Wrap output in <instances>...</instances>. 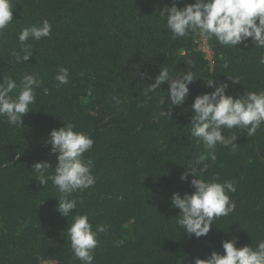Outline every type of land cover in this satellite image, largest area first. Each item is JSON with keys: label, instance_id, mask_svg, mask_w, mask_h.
Returning <instances> with one entry per match:
<instances>
[{"label": "trees", "instance_id": "trees-1", "mask_svg": "<svg viewBox=\"0 0 264 264\" xmlns=\"http://www.w3.org/2000/svg\"><path fill=\"white\" fill-rule=\"evenodd\" d=\"M13 20L0 31V83L37 76L41 86L22 127L0 117V264H81L74 259L66 230L72 217L57 212L60 193L49 180H36L32 165L56 155L47 143L52 129L65 124L89 135L93 147L83 154L94 161L93 186L74 192L73 214L87 215L97 235L93 264H195L212 251L223 254L222 241L237 238V247L264 240V123L249 137L246 128L223 129L238 146L217 145L216 161L201 179L232 181L228 192L235 210L214 220L206 236L189 237L177 224L174 192L191 193V176L179 179L190 161L208 149L191 136V104L198 95L227 82L226 94L264 92V48L251 39L247 47L221 46L198 30L172 39L166 8H182L195 0H10ZM47 19L51 35L30 40L32 56L16 63L24 27ZM200 40L207 45V52ZM22 54V53H21ZM198 77L189 85L185 103L171 108L159 103L168 82L151 99L143 90L167 68L174 77L189 70ZM69 69V83L57 87L59 68ZM147 73L148 78H142ZM239 78V83L229 80ZM119 101V102H117ZM19 154V159L15 157ZM54 169L49 174H54ZM82 201V203H80Z\"/></svg>", "mask_w": 264, "mask_h": 264}, {"label": "clouds", "instance_id": "clouds-1", "mask_svg": "<svg viewBox=\"0 0 264 264\" xmlns=\"http://www.w3.org/2000/svg\"><path fill=\"white\" fill-rule=\"evenodd\" d=\"M12 4L10 0H0V31H3L13 20ZM166 26L172 34V39L185 37L192 30H198L204 39L215 37L221 46L236 47L251 39L257 48H264V0H195L179 8L175 4L166 8ZM52 26L47 19L37 25L24 27L18 34L19 51H11L10 56L16 63L28 62L32 56L30 40L39 41L50 37ZM22 53V54H21ZM259 62L264 64V55ZM189 61V70L183 74L172 76L167 68H160L154 82L149 83L143 90V95L151 99L149 93L161 89V85L168 82L167 95L160 97L159 103L169 105V112L162 111L160 115L170 117L171 108L185 103L189 94V85L198 78ZM142 78L151 79L147 73L140 74ZM234 83L239 78L229 77ZM57 87L69 83V69L59 68L55 76ZM42 81L35 75L25 74L20 80L19 90L17 82L11 77H4L0 83V117H6L10 125L22 127V117L35 103V89ZM206 85L214 90L195 97L191 104L193 116L190 122L191 136L202 141L208 149L195 160L190 161L187 169L179 177L194 189L190 194L174 192L171 205L179 209L177 224L182 227L189 237L206 236L215 219L227 216L235 210V203L231 201L228 192L234 193L236 187L232 181L217 182L218 177L201 179L199 174L206 173L211 161H216L217 145L227 147L238 146L237 137H225L223 129L246 128L249 137L253 136L261 124L264 123V92L245 91L238 97L226 94L229 87L227 82L217 83L207 80ZM119 102V101H117ZM75 125L68 123L59 129H52L47 143L51 145L50 152L56 155L55 168L47 161H38L32 165L39 184L46 187L52 181L57 191V212L62 217H72V223L66 230L70 241L74 259L81 264H93V252L98 246L97 235L105 231L103 225L93 230L89 217L73 214L77 209V200L71 198L78 190L82 191L93 186L95 177L92 174L94 161L85 160L83 154L93 147L94 140L83 132L75 131ZM19 159V154L15 157ZM54 169V174L49 170ZM82 203V201L80 202ZM223 254L212 251L206 259L196 258L195 264H264V240L256 247H237V238L221 242Z\"/></svg>", "mask_w": 264, "mask_h": 264}, {"label": "rangeland", "instance_id": "rangeland-1", "mask_svg": "<svg viewBox=\"0 0 264 264\" xmlns=\"http://www.w3.org/2000/svg\"><path fill=\"white\" fill-rule=\"evenodd\" d=\"M200 43H201V46L204 48V47H206V49L204 48V50L207 52V45H206V43H205V41L204 40H200ZM212 54L211 53H209V52H207V57L209 58V59H211V56Z\"/></svg>", "mask_w": 264, "mask_h": 264}]
</instances>
